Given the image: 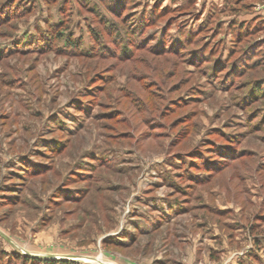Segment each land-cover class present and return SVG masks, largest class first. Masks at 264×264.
<instances>
[{
  "label": "rangeland",
  "instance_id": "rangeland-1",
  "mask_svg": "<svg viewBox=\"0 0 264 264\" xmlns=\"http://www.w3.org/2000/svg\"><path fill=\"white\" fill-rule=\"evenodd\" d=\"M258 82L264 0H0V264H264Z\"/></svg>",
  "mask_w": 264,
  "mask_h": 264
},
{
  "label": "trees",
  "instance_id": "trees-1",
  "mask_svg": "<svg viewBox=\"0 0 264 264\" xmlns=\"http://www.w3.org/2000/svg\"><path fill=\"white\" fill-rule=\"evenodd\" d=\"M59 35L61 36V33H59ZM67 46H73L76 47V42L71 40L70 38L66 41ZM222 78V77H221ZM264 84V83H263ZM261 85L259 82L257 83L256 87H254V92L255 94H261L262 92L264 93V85ZM252 94V93H251ZM255 95L252 94V97H254ZM254 127V126H253Z\"/></svg>",
  "mask_w": 264,
  "mask_h": 264
},
{
  "label": "bare ground",
  "instance_id": "bare-ground-1",
  "mask_svg": "<svg viewBox=\"0 0 264 264\" xmlns=\"http://www.w3.org/2000/svg\"><path fill=\"white\" fill-rule=\"evenodd\" d=\"M99 259V258H98ZM97 258H96V260H98ZM100 261V260H99ZM112 264H114V263H112Z\"/></svg>",
  "mask_w": 264,
  "mask_h": 264
},
{
  "label": "crops",
  "instance_id": "crops-1",
  "mask_svg": "<svg viewBox=\"0 0 264 264\" xmlns=\"http://www.w3.org/2000/svg\"><path fill=\"white\" fill-rule=\"evenodd\" d=\"M166 264H169L168 262Z\"/></svg>",
  "mask_w": 264,
  "mask_h": 264
}]
</instances>
